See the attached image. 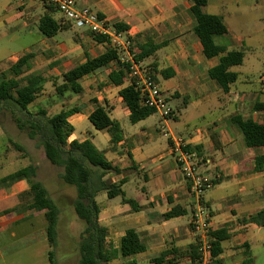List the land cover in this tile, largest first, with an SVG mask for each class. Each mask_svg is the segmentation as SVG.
I'll return each mask as SVG.
<instances>
[{
  "label": "crops",
  "instance_id": "1",
  "mask_svg": "<svg viewBox=\"0 0 264 264\" xmlns=\"http://www.w3.org/2000/svg\"><path fill=\"white\" fill-rule=\"evenodd\" d=\"M209 1L202 7L204 12ZM219 2V6L225 9L227 0ZM76 5L91 9L110 24H124L126 29L123 32L126 36L140 42L152 40L161 44L152 55L142 60V64L150 67L172 110L166 124L170 133L159 132L160 117L157 112L152 113L157 115L154 122L147 120L150 114L125 127L124 118H128L129 112L118 91L130 83V78L124 76L119 84L109 79V73L119 68L117 62L111 61L79 79L82 87L80 92L87 91L88 100L81 107L72 106L78 111L67 118L72 128L67 141L88 138L93 143L92 130L87 129L86 134L77 128L87 123L88 114L96 106H102L110 118L117 120L123 132V139L115 146L109 144V135H103L106 144H102L100 150L121 170L117 174H107L105 179L111 183L120 182L124 196L132 199L133 204L122 201L121 196L108 198L104 192L102 200H96L99 206L98 221L106 228V246L119 250L121 238L130 228L135 230L144 245L143 252L126 257L119 254L108 264H155V260L164 251L166 253L161 264H195L188 251V246L196 239L191 223L194 201L189 192L188 180L181 170V163L172 150V138L176 136L185 138L186 144L193 149L190 153L195 172L210 181L204 190L203 202L211 230L225 225L229 227L230 237L221 243V263L242 264L244 252L249 250L252 260L250 264H264L263 261L255 262L256 256L248 240L252 231L260 227L242 224L243 220L264 207V195L258 192L254 182L258 177L264 179V170L254 172L252 169L254 156L264 150L247 147L238 126L231 121L232 116L240 114L243 117L252 116L254 120L264 123V109L251 111L253 103L259 100L258 95L264 89L241 90L230 85L228 92H224L216 80L208 76L209 68L217 63L218 58H207L204 55L201 43L193 32L194 20L189 12V0H76ZM4 8L10 11V15L5 18L10 26L9 31L20 29L34 37L29 48L10 59L12 63L21 55L32 53L31 47L37 48L41 54L60 48L59 44L63 45L62 31H68L69 28L75 31L74 38L71 47L58 56L66 60L63 63L64 69L61 72L56 70L57 75L84 62L87 57L100 55L110 46L107 42H96L87 28L75 29V26L61 22L57 11L54 17L62 24L58 31L61 33L57 32L52 37L44 36L38 29L39 17L45 10L42 0H16L15 3H7ZM33 8H40V15L34 19ZM224 23L227 27V50L251 48L245 43L249 35H230V28ZM261 29L264 32V23ZM121 55L119 50V59ZM71 57H77L78 62L72 64ZM166 68L173 70L171 77H163L159 73ZM216 113L218 116L215 118L205 117V114ZM190 114L199 117L201 123L186 120L182 126L169 125L170 121H178L180 115L191 118ZM84 133L86 136H79ZM259 180L257 182H262V179ZM221 183L228 190L226 194L215 198L205 196L207 189ZM259 186H264V183ZM27 188L28 182L22 177L0 188V258L3 257L4 234L9 232L11 237L16 236L11 229L19 219L14 215L16 194ZM172 208L182 212L165 218L164 214Z\"/></svg>",
  "mask_w": 264,
  "mask_h": 264
},
{
  "label": "trees",
  "instance_id": "2",
  "mask_svg": "<svg viewBox=\"0 0 264 264\" xmlns=\"http://www.w3.org/2000/svg\"><path fill=\"white\" fill-rule=\"evenodd\" d=\"M42 1L45 10L39 17L38 29L44 36L52 37L62 28V24L54 17L55 7L45 0ZM189 1L191 2L189 12L194 20L193 32L201 43L204 55L207 58H218L217 63L209 68L208 76L216 80L224 92H228L230 85L236 81L238 76L230 68L242 63L244 52L242 50H227L225 44H219L215 41L216 35L227 33V27L220 15L206 13L202 10L207 0ZM113 26L117 31L126 29L122 23H114ZM90 34L96 42L108 43L106 36L92 31ZM129 38L132 42L131 50L136 61H142L161 46L160 43H155L152 40L140 42L136 38L130 36ZM118 52L116 47L109 46L100 55L87 57L84 62L67 69L61 74V82L54 83L56 93L60 95L66 91L79 93L82 90L79 79L111 61L117 62L119 68L109 73V79L115 84L121 83L124 76H129V64L120 61ZM31 57V52L25 53L11 63L7 69L0 70V111H7L17 129L24 131L30 139L37 140L46 159L52 165L62 167L60 173L62 181L75 188L73 210L77 217L84 222L78 245V264H108L119 254L126 257L143 252L144 245L135 230L131 228L127 229L122 236L119 250L107 248L105 242L106 228L100 225L98 221L99 206L96 202V195L104 192L108 198L121 196L122 201L130 204H133V200L124 196L120 182L111 183L105 179L107 174H117L121 170L105 157L103 150L98 149L88 138L81 141H67L72 130L67 118L78 111L76 107L62 109L51 115L43 107H39L35 111L29 109V105L41 93L44 83L47 81L41 72L29 70ZM159 73L163 77H171L173 70L166 68L160 70ZM152 76L155 79L153 73ZM129 78L130 83L121 88L118 93L128 109L130 123H136L154 113L155 110L142 102L139 91L134 87L130 76ZM263 109L264 102L257 99L253 103L251 111ZM87 118L95 129L104 130L109 135L110 145L115 146L123 139L119 122L110 118L102 106L94 107ZM231 121L238 126L247 147L264 150V123L254 120L252 116L243 117L240 114L232 116ZM14 147L23 149L20 144L15 142ZM183 149L187 152L193 151L187 144L184 145ZM252 169L254 172L264 170V151L254 156ZM35 175V165L28 164L0 177V188L7 186L19 177L26 179L28 188L21 192V195L28 196L30 204H33L38 212H42L46 221L45 234L50 247L47 252L48 261L49 264H57L54 259L53 248L57 242L58 206L48 195L43 184L35 179ZM132 207L136 209V207ZM181 212L178 208H172L164 214V217L170 218ZM242 224L264 226V207L243 220ZM229 237L227 225L209 230L207 239L211 245L212 253L209 264H222L220 258L221 243ZM188 251L192 261H195L196 264L198 258L196 239L188 246ZM165 253V251L161 253V256L155 260V264H161ZM244 253L245 258L242 264H250L252 261L250 251L246 250Z\"/></svg>",
  "mask_w": 264,
  "mask_h": 264
},
{
  "label": "rangeland",
  "instance_id": "3",
  "mask_svg": "<svg viewBox=\"0 0 264 264\" xmlns=\"http://www.w3.org/2000/svg\"><path fill=\"white\" fill-rule=\"evenodd\" d=\"M15 1L0 0V70L7 69L12 63L10 59L23 53L24 49L29 48L34 41L33 35L25 34L20 29L8 30L10 26L5 21V18L10 15V11L4 7L7 3H15ZM33 1L36 2L37 0ZM227 2L225 9H222L219 6V0H210L205 11L206 13L223 15L224 21L230 28V35L235 34L237 37H247L249 35L245 43L249 44L251 48H234L235 50H242L244 57L241 64L230 68L238 74L236 81L231 86H237L241 90L258 91L261 88L264 89V32L261 29L264 23V0H227ZM32 3L34 4V2ZM32 14L33 19L38 17L40 8H33ZM69 29L68 31H62L64 32L61 37L63 45L59 44L60 48L51 53L41 54V51L37 50V48L31 47L33 56L30 58V70L39 71L47 78L43 90L34 102L29 105L31 111L43 107L51 115L61 109L75 105L81 107L88 100L87 91L79 93L66 91L60 95L54 89V83L58 84L61 82V73L57 75L56 70L61 72L65 67L63 63L66 60L58 56L71 47V40L74 38L75 31L73 32L71 28ZM225 35H216L214 39L217 43L226 44L227 38ZM55 44H58V42ZM70 62L72 64L77 63V57H71ZM258 98L260 101H264V92L260 93ZM190 115L192 116L193 114ZM217 116V113L205 114L207 119ZM156 118L157 115L152 114L147 120L154 122ZM186 120H190L191 123H201L197 116H192L188 119L186 116L180 115L178 121H170L169 125L171 127L182 126L185 125ZM131 124L128 118L125 117V127ZM77 129L86 134L87 129L92 130L94 135L93 143L99 149H102V144H106L103 140V135L108 137V134L104 130L95 129L89 121ZM159 132L161 134L170 133L168 128L166 132H162L160 129ZM85 133L79 136H86ZM175 138L186 144L185 138L181 136H176ZM14 142L20 144L23 149H16ZM192 161L194 162V160ZM28 164L35 165V179L43 184L47 189L48 195L58 206L57 242L53 248L54 259L57 264H78V245L84 222L77 217L73 210L72 203L76 195L75 188L62 181L60 178L62 167L52 165L46 159L37 140L30 139L24 131L17 129L7 111H0V177ZM195 167L197 168L196 165ZM200 173L207 175V173L201 171ZM261 179L262 182H257L258 180L261 181ZM254 182L255 186L258 187V192L264 195V186H259L264 183L263 177L256 178ZM221 185L222 183L207 189L205 196L215 198L226 194L228 190ZM102 196V192L98 193L96 200L98 202L101 201ZM14 213L19 218L11 228L15 231L16 236L11 237L9 232L4 234L3 257L0 258V264H49L47 251L50 247L45 235L46 221L42 212H38L34 205L30 204L28 196L21 195V192H19L16 194ZM21 214H24V216H20ZM33 238L34 241L32 240ZM248 240L256 256L255 262H264V226L260 227L259 230H253L251 235L248 236ZM31 241L32 243H30Z\"/></svg>",
  "mask_w": 264,
  "mask_h": 264
},
{
  "label": "built area",
  "instance_id": "4",
  "mask_svg": "<svg viewBox=\"0 0 264 264\" xmlns=\"http://www.w3.org/2000/svg\"><path fill=\"white\" fill-rule=\"evenodd\" d=\"M53 5L61 16V22H66L78 28H87L99 35H104L112 47L122 52L121 62L129 64V76L134 87L139 91L142 102L152 107L160 117V131H167V121L171 115V108L167 104L157 81L152 76L150 67L144 66L142 61H136L131 50L132 42L123 31H117L113 24L99 17L89 8H79L76 0H45ZM172 150L177 154V161L181 163V170L189 183V192L194 201L192 226L196 234L198 258L196 264H209L211 261V245L207 239L210 228L208 216L205 210L203 196L204 190L210 185V181L204 175L195 172L191 163V153L183 149L185 143L172 138Z\"/></svg>",
  "mask_w": 264,
  "mask_h": 264
}]
</instances>
